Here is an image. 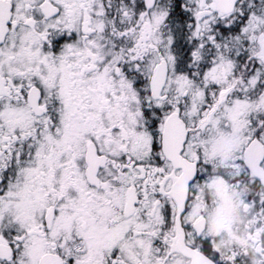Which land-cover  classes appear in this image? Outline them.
Instances as JSON below:
<instances>
[{"label": "snow or ice", "instance_id": "snow-or-ice-1", "mask_svg": "<svg viewBox=\"0 0 264 264\" xmlns=\"http://www.w3.org/2000/svg\"><path fill=\"white\" fill-rule=\"evenodd\" d=\"M0 264H264V0H0Z\"/></svg>", "mask_w": 264, "mask_h": 264}]
</instances>
